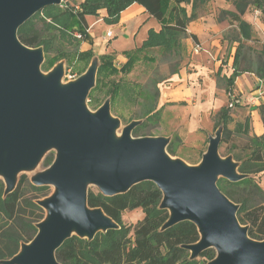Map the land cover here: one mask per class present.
<instances>
[{"label":"water","instance_id":"obj_1","mask_svg":"<svg viewBox=\"0 0 264 264\" xmlns=\"http://www.w3.org/2000/svg\"><path fill=\"white\" fill-rule=\"evenodd\" d=\"M61 2L0 0V178L5 194L16 188L23 171L35 168L48 150H57L52 164L32 179L34 185L55 187L37 200L46 212L36 235L0 263L60 264L56 251L72 235L93 239L119 227L102 208L89 206L90 186L113 196L150 180L163 193L160 207L170 214L163 229L185 220L196 224L200 239L184 245L192 259L214 248L216 256L207 264H264V239L250 237L249 226L238 218L239 204L217 184L220 177L235 182L249 176L239 171L233 156H221L223 128L210 137L201 163L190 166L167 152V137L134 138L140 120L118 135L120 121L111 115L110 99L95 112L88 108L97 61L68 83L62 81L63 64L42 71L43 48L23 44L18 29L38 11Z\"/></svg>","mask_w":264,"mask_h":264},{"label":"trees","instance_id":"obj_2","mask_svg":"<svg viewBox=\"0 0 264 264\" xmlns=\"http://www.w3.org/2000/svg\"><path fill=\"white\" fill-rule=\"evenodd\" d=\"M70 1L64 0L62 5L68 8L79 5V9H74V13L66 9L51 15L47 14L56 24L49 25L46 19H42V14L46 10L44 8L18 29V36L23 44L32 48H43L46 63L56 61L60 59L58 56L65 54L61 48H65L66 44L63 45V42L66 43L68 38L64 39V35L68 34L70 37L80 32V40L85 41L89 29L87 15L99 16V11L105 9L104 21L107 24L116 23L120 13L136 2L158 19L162 28L160 31L150 30L147 39L140 47L123 52L127 61L120 71L129 73L140 56L148 61L155 60L154 57L149 56L148 51L157 49L176 61L173 74L178 73V63L184 57V41L189 37L196 39L188 32V24L197 18L195 10L198 3H204V0H79L78 3L71 5ZM229 1L233 2L235 10H221L219 21L226 19L236 24L237 27L226 36L230 41H237L238 46L234 55L232 73L229 76L218 75V81H224L225 90L230 94L237 76L244 72L254 73L264 79V42L257 45V48L246 43L253 40V29L252 24L244 19L248 10L256 9L260 11L264 20V0ZM183 4L191 5L190 14ZM36 16L43 22L40 27L33 22ZM73 18L78 20L79 27H73L71 23ZM78 50L76 49V52ZM80 55L91 58L94 51L90 49L81 52ZM99 58L101 64L97 72L98 83L89 93L90 96L98 88L106 87L104 81L108 75L117 74L119 71L114 66L112 53H103ZM162 80V78L150 79L138 90L125 81L110 82L106 97L110 96L111 102L125 99L139 106V110L134 111L131 118L141 121L133 130L136 137L143 135L141 131L145 126L150 123L156 124L161 118L163 107L158 108L160 98L158 85ZM259 112L264 124V105L259 107ZM218 114L219 122L224 125L222 142H228L231 131L227 126L231 120V109L228 105L222 106ZM248 123L249 117H246L245 121L237 123L236 129L248 139L241 147V152L248 151L250 155L246 158L238 155L235 159L240 162L239 171L249 176L235 182L220 177L217 184L224 194L239 204L238 218L242 224L249 226L250 237L263 240L264 188L252 175L264 172V134L260 137L245 134L248 131ZM172 142L167 149L169 153L175 154ZM52 162L53 159L48 160L46 165L49 167ZM47 189L48 185H34L27 175L22 174L16 188L5 194V183L0 178V261L13 257L19 251L22 242H29L36 235L37 223L45 217V210L37 204V199L40 197H30L27 193L32 191L42 194ZM47 195L48 193L43 194V196ZM162 199L161 189L150 180L142 181L127 192L113 196L104 195L98 188L95 191L90 186L89 206L102 208L119 227L98 232L93 239L72 235L57 249V260L60 264H207L216 256L214 248L206 249L192 259L190 250L184 247L200 239L199 230L194 222L185 220L163 229L170 214L168 209L160 207ZM139 208L144 214L135 226L123 222L125 211ZM37 210L40 212L36 215Z\"/></svg>","mask_w":264,"mask_h":264},{"label":"rangeland","instance_id":"obj_3","mask_svg":"<svg viewBox=\"0 0 264 264\" xmlns=\"http://www.w3.org/2000/svg\"><path fill=\"white\" fill-rule=\"evenodd\" d=\"M208 2V1H207ZM206 2V4H207ZM78 3V0H71L70 4L74 5ZM204 3H198L195 13L198 15L203 12L204 9L209 8ZM73 7V6H72ZM71 8H66L64 6L55 5V6H47L44 14H42V19H46L49 25H54V23L48 15L53 13H57L58 11H63L68 9L69 11L75 12L74 9H77L76 6ZM188 12L191 13L192 7L191 5H186ZM253 9L249 10V13H253ZM48 14V15H47ZM219 14V12H218ZM93 19H97L96 15ZM34 24L37 26H42L43 22L41 18L35 17L33 20ZM71 23L73 27H79L78 20L73 18L71 19ZM252 24L253 29V40L247 41L248 45H252L257 48V45H261L264 40L258 34V29L255 24ZM224 25V24H223ZM103 24H99L95 27V29H99ZM234 28H229L227 31L231 32ZM226 31V32H227ZM227 32V33H228ZM68 38L67 42H63V45L66 44L65 48L62 47L61 50L65 51L64 55L58 56L60 59L56 61H48L46 63V57H44V62L41 65L42 71L47 74L58 64H63L64 66V76L63 83H68L70 81L78 79L81 75H83L87 69L91 66L93 61L101 64L100 55L105 53H112L114 55V66L118 71L117 74H110L107 76V79L104 81L106 87L98 88L95 90L92 95L88 96L86 100V104L88 108L95 112L98 110L106 100L111 98L110 96L106 97L107 89L110 88V82L113 81H125L130 85H133L135 90H138L145 83H148L150 79L154 78H162V82L159 83L158 87L160 90V98L158 101V108L163 107L161 110V118L158 123L153 124L150 123L148 126H145L140 135L142 136H164L169 139L168 145L172 142L173 150L175 154L167 152L173 157L177 159H181L187 165L197 166L201 163L203 155L206 153L209 145V140L211 136H215L216 131L220 128L224 129V125L219 122V111L222 106L228 105L231 109V120L228 123V129L231 131L230 139L228 142H221L219 147V152L221 156H233V159L236 160V156L241 155L243 158L249 157L250 153L248 151L241 152V147H243L247 143V137L242 133L238 132L236 129V125L239 122L245 121L246 117H249L248 123V131L245 134L262 136L264 133L258 135L255 132L254 127L251 125V120L249 114L247 113V108L244 109L247 105H241L238 101V98L235 95L226 92L225 83L223 80L218 81V77L216 79H206L202 80L201 78L189 79L187 81V85L185 91L188 88H192L193 93L190 95H185L184 88H177V83H180L182 80L178 76L180 73V69L186 66V57L184 56L182 60L179 61V71L178 73L173 74L172 70L175 67V62L173 58L164 55L163 52L154 49L149 50V56L154 57L155 60L148 61L144 59L142 56L137 60L136 64L133 66L132 70L127 73L125 71H120L123 64L127 61L120 59L118 57L117 52H113L110 48L111 39L105 40L102 42L100 38H98L95 47H94V55L89 58L88 56L80 55L81 52L90 50V46L84 44L80 38L76 36V34H72L70 37L64 35V39ZM63 39V38H62ZM63 39V40H64ZM76 49H79L76 52ZM131 50V49H130ZM142 54V53H141ZM62 57V58H61ZM227 68V67H226ZM193 72V70H190ZM177 82V83H176ZM98 82H96L97 84ZM191 90V91H192ZM183 92V93H182ZM183 97H189L188 101L179 102H165V106H162V103L168 99H180ZM193 103V104H192ZM173 105H177L174 108ZM171 106V107H170ZM199 106V107H196ZM192 107L198 108L199 112L197 113V117L194 116L192 112ZM139 106L133 104L131 101H127L125 99L119 100L117 102H110V111L111 115L120 121V127L118 129V134L121 135L123 128L129 125L133 119L132 115L134 111H138ZM132 136L136 138L134 133L132 132ZM234 146H236L234 148ZM57 154L56 149L48 150L39 163L35 166L34 171L26 170L23 171L19 176L18 180L22 174H25L29 177L30 182L32 183V179L36 174L43 172L48 168L46 165V161L55 159ZM240 165V164H239ZM30 171V173H29ZM33 172V173H32ZM35 173V174H34ZM254 179L264 188V172L256 173L252 175ZM33 184V183H32ZM94 190H97L95 185H92ZM55 187L53 185H48V189L44 191V193H48V195L54 192ZM35 193L29 191L27 193L30 197H40L37 200H42L47 196H43V194ZM45 210V209H44ZM30 212V210H28ZM40 211H36L35 214H39ZM46 212V211H45ZM143 211L141 208L135 209L132 211H125L123 214V222L127 225L135 226L137 222L143 217Z\"/></svg>","mask_w":264,"mask_h":264},{"label":"crops","instance_id":"obj_4","mask_svg":"<svg viewBox=\"0 0 264 264\" xmlns=\"http://www.w3.org/2000/svg\"><path fill=\"white\" fill-rule=\"evenodd\" d=\"M204 4L209 8L204 9L203 12L197 15L195 20L188 24V32L194 35L196 39L189 37L184 41V56L187 61L186 66L180 69L178 76L182 81L180 83L176 82L177 88L183 89L186 87L189 79H195L196 77L202 80L216 79L218 75L229 76L233 71L234 55L238 42L230 41L226 35H228L227 30L229 28H236L237 26L226 19L219 21L218 12L220 13L221 10L234 11L235 6L229 0H204ZM253 10V13H249L248 10L244 15V19L257 26L258 34L264 40V20L259 10ZM188 13L190 14V12ZM105 15L106 10L101 9L99 16H96L97 19H93L95 16L92 15L86 16L89 29L88 36L83 43L94 50L98 38L102 42L111 39V50L117 52L118 57L123 60H125L124 51L140 47L147 39L150 30L160 31L162 28L161 22L152 16L144 6L136 2L120 13L116 23L107 24L104 21ZM99 24H103V26L95 29ZM108 30H112L114 35L110 39L106 37ZM197 45L200 47L198 50H196ZM190 70H193V72H190ZM191 90L192 88H188L184 94L190 95V93H193V90ZM232 90V95L238 98L240 104L247 105L244 109L247 108L255 132L258 135L264 133V124L259 112V107L264 105V79L254 73L244 72L237 76ZM188 98L168 99L162 103V106H165V102L180 103L181 101H188ZM173 106L174 108L177 107V105ZM196 107H192L195 117L199 112Z\"/></svg>","mask_w":264,"mask_h":264},{"label":"built area","instance_id":"obj_5","mask_svg":"<svg viewBox=\"0 0 264 264\" xmlns=\"http://www.w3.org/2000/svg\"><path fill=\"white\" fill-rule=\"evenodd\" d=\"M62 3H64V0H62V2H61V4L60 5H62ZM63 6V5H62ZM64 7H67L66 5H64ZM76 8L77 9H79V5H76ZM76 36L78 37V38H80L81 39V33L79 32V33H76ZM114 35H113V31L112 30H108L107 32H106V37L107 38H112ZM200 47H199V45H197L196 46V50H198Z\"/></svg>","mask_w":264,"mask_h":264},{"label":"bare ground","instance_id":"obj_6","mask_svg":"<svg viewBox=\"0 0 264 264\" xmlns=\"http://www.w3.org/2000/svg\"><path fill=\"white\" fill-rule=\"evenodd\" d=\"M117 134H118V132H117ZM119 135V134H118ZM26 171V170H25ZM30 171H34V168H32V169H30ZM30 171H29V173H30ZM33 173V172H32ZM35 174V173H34Z\"/></svg>","mask_w":264,"mask_h":264}]
</instances>
